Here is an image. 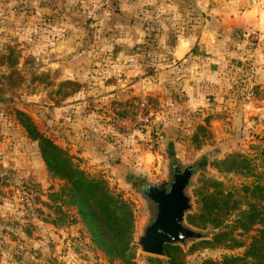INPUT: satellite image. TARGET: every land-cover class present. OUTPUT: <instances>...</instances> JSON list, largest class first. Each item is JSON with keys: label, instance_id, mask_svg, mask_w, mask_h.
<instances>
[{"label": "rangeland", "instance_id": "1", "mask_svg": "<svg viewBox=\"0 0 264 264\" xmlns=\"http://www.w3.org/2000/svg\"><path fill=\"white\" fill-rule=\"evenodd\" d=\"M134 12L121 0H0V264H122L91 243L74 209L49 200L65 183L47 172L17 112L129 203L133 264H169L135 240L153 214L138 188L170 180L171 161L197 167L185 224L206 233L173 245L171 258L201 264L240 254L254 235L236 227L240 211L252 207L264 223V45L250 62L233 59L238 69L219 101L187 102L164 69L174 62L160 40L172 37L173 21L165 31L147 5ZM216 189L238 202L226 221L190 224Z\"/></svg>", "mask_w": 264, "mask_h": 264}, {"label": "crops", "instance_id": "2", "mask_svg": "<svg viewBox=\"0 0 264 264\" xmlns=\"http://www.w3.org/2000/svg\"><path fill=\"white\" fill-rule=\"evenodd\" d=\"M133 12L139 4L155 13L163 30L173 21L170 39L162 37L173 65L165 63L168 73L187 102L219 101L220 94L230 86L231 76L238 68L237 60L250 62L264 45V0H121ZM135 13V12H134ZM135 14L130 17L133 19ZM251 63H246L242 85L252 80ZM261 74L257 75L260 78Z\"/></svg>", "mask_w": 264, "mask_h": 264}, {"label": "trees", "instance_id": "3", "mask_svg": "<svg viewBox=\"0 0 264 264\" xmlns=\"http://www.w3.org/2000/svg\"><path fill=\"white\" fill-rule=\"evenodd\" d=\"M17 115L27 136L37 141L40 157L47 172L65 183L59 195L48 194L49 200L61 201L74 209L91 243L110 261L120 260L122 264H133L131 261L133 212L129 203L114 194L103 180L89 177L75 166L68 154L37 131L27 115L21 112H17ZM234 202H231L221 189L206 192L199 210L200 220L197 221L195 216L190 215L188 221L197 226L211 224L213 228L218 229L226 221L229 210L238 203ZM55 212L59 214V219L65 215L60 213L59 207L55 208ZM240 212L236 227L244 232L254 231V235L249 236L250 242L243 246L240 254L224 255L220 261L205 260L201 264H264V225L261 229L253 228L256 223H263V219H258L252 207L248 211ZM215 236L216 239L222 237L219 233ZM164 252L169 264H183L182 260L177 262L175 258H171L172 253L178 252L176 246L166 245Z\"/></svg>", "mask_w": 264, "mask_h": 264}, {"label": "water", "instance_id": "4", "mask_svg": "<svg viewBox=\"0 0 264 264\" xmlns=\"http://www.w3.org/2000/svg\"><path fill=\"white\" fill-rule=\"evenodd\" d=\"M195 165L184 168L174 167L170 180H160L155 184L143 183L139 194L153 206L150 221L136 237L135 245L145 254L165 256L166 245L185 246L188 241L202 239L206 233L185 224V214L192 208L186 190L196 173Z\"/></svg>", "mask_w": 264, "mask_h": 264}, {"label": "flooded vegetation", "instance_id": "5", "mask_svg": "<svg viewBox=\"0 0 264 264\" xmlns=\"http://www.w3.org/2000/svg\"><path fill=\"white\" fill-rule=\"evenodd\" d=\"M176 166H178V165L171 161L170 166H169V170L171 171L170 179H171L172 174H173V169H174V167H176ZM195 166H196V165H195Z\"/></svg>", "mask_w": 264, "mask_h": 264}]
</instances>
